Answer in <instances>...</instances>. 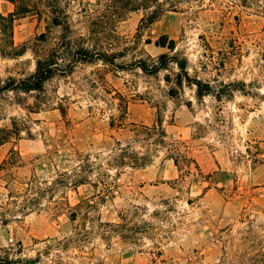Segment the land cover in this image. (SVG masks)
Returning <instances> with one entry per match:
<instances>
[{"label":"rangeland","instance_id":"obj_1","mask_svg":"<svg viewBox=\"0 0 264 264\" xmlns=\"http://www.w3.org/2000/svg\"><path fill=\"white\" fill-rule=\"evenodd\" d=\"M26 1L31 12L13 28L24 53L0 57L1 83L32 74L61 41L45 1ZM59 7L72 40L98 24L100 44L122 53L115 63L123 68L67 53L62 64L71 70L41 91L0 94V129L11 132L0 143V255L36 264H264V0H60ZM13 10L0 1L3 14ZM170 41L173 51L157 46ZM161 54L185 58L190 79L213 93L198 97L174 65L153 75L130 66ZM154 124L165 133L161 144L131 132ZM135 139L146 166L106 164L117 142ZM170 144L195 164L176 166ZM77 155L100 169L74 187L60 181Z\"/></svg>","mask_w":264,"mask_h":264},{"label":"trees","instance_id":"obj_2","mask_svg":"<svg viewBox=\"0 0 264 264\" xmlns=\"http://www.w3.org/2000/svg\"><path fill=\"white\" fill-rule=\"evenodd\" d=\"M1 1V0H0ZM9 3L14 5V10L11 13L3 14L0 11V57L5 58H17L24 53L23 48L16 47L13 41V28L14 22L16 19L26 15L31 12L30 8L33 7L30 5V2L26 0H6ZM46 6L50 10L49 12L52 15V24L62 29L61 41L56 49H53L50 54L44 59H38L35 63V70L32 74L15 79L8 78L5 82H0V94L1 93H30V92H39L42 90L43 85L49 79H51L56 74H64L71 70V66L63 65L62 62L65 60L67 53L72 54L75 61L83 62H97L100 61L104 64L112 65L115 68H123V65H118L115 61L122 56L120 51L110 52L102 44H100L102 28L94 23L89 29L87 37H79L75 40H72L71 37V28L68 23V19L64 11L59 7L60 0H44ZM80 42V46H79ZM87 42L96 43L95 47L97 49H91L87 47ZM76 45V47H74ZM159 47H167L170 51L174 50V43L170 41L169 45L164 43H157ZM174 65L177 70V78L182 81L184 78L187 85L196 87V94L198 97H204L205 95L213 93L212 88L208 84H203L201 81L196 79H190L187 73V60L185 58H180L177 55H167L161 54L157 57L156 60L148 56L147 59H135L130 66L139 69L141 72L153 75L157 74L162 70H167L169 66ZM65 68V69H63ZM68 69V70H66ZM227 87H233V85H228ZM122 104H119V111L121 114L126 113L125 100L122 101ZM123 118V116H120ZM114 122L110 123V126H113ZM4 130L0 129V133ZM133 135L140 141H152L151 144L163 143L165 133L162 130L161 125L154 124L150 127L143 125H133L131 130ZM11 132L8 130L4 131V134H0V143L7 140ZM143 137V138H141ZM136 141H129L124 145L120 142L116 143V146L109 151L107 154L108 160L107 165H114L117 167L127 166L130 169H138L146 166L148 159L147 157L140 156L137 151L133 149V143ZM169 153L175 154L173 156V162L177 166L179 161L184 162L186 167H189L192 163L195 164L191 159L187 157L186 154L180 152L178 146L175 144L169 145ZM97 158V156H96ZM77 167L71 171V175L64 174L63 179L60 182L71 183L72 186H78L85 184L87 181V174L92 173L93 171L100 169V165L96 162L90 161L88 155H77ZM196 166V165H195ZM197 169V167H195ZM118 170V169H116ZM198 170V169H197ZM99 179L106 177L105 173L97 172ZM101 182L102 190L104 193H111V185L108 183ZM53 183V182H51ZM56 183V181L54 182ZM54 185V184H52ZM115 186V185H114ZM113 186V187H114ZM29 188H38L40 189L39 184H30ZM51 189V186L48 188ZM47 190L44 189L41 191L38 197H30L27 201V205H34L38 202L39 197L45 193ZM36 259H11L7 254L0 255V264H36ZM161 264H166L164 261H160Z\"/></svg>","mask_w":264,"mask_h":264}]
</instances>
